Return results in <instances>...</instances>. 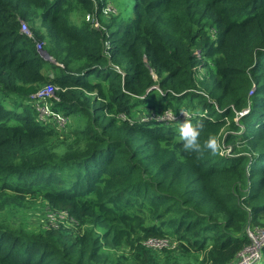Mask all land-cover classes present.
I'll use <instances>...</instances> for the list:
<instances>
[{"label": "trees", "instance_id": "obj_1", "mask_svg": "<svg viewBox=\"0 0 264 264\" xmlns=\"http://www.w3.org/2000/svg\"><path fill=\"white\" fill-rule=\"evenodd\" d=\"M108 2L0 0V264H233L264 230V0Z\"/></svg>", "mask_w": 264, "mask_h": 264}, {"label": "rangeland", "instance_id": "obj_2", "mask_svg": "<svg viewBox=\"0 0 264 264\" xmlns=\"http://www.w3.org/2000/svg\"><path fill=\"white\" fill-rule=\"evenodd\" d=\"M126 1L127 0H119V1H117V0H109L108 4L106 5V11L109 12L110 10L114 9L118 13V10L120 11V9L122 8L120 6V4L125 3ZM70 17L73 18V15H70ZM85 21L88 22V23H94L92 20H90L88 18H85ZM72 23L73 24L75 23L76 25H78L77 21H75V22L72 21ZM95 24L98 25L97 27H100V23L97 24L95 22ZM37 49H38V47H37ZM38 50L39 51H43L42 48L38 49ZM52 61H54V59H52ZM42 65H44L45 67L48 66V64L46 62H42ZM37 111L39 112L38 115L42 119H47L49 117V115H52V119L54 120V122L56 123V125L58 126L59 129L64 127V126L67 127V125L71 123V121L68 119V117L63 115V114L61 116H57V115L51 114V112L46 108L45 104H41L40 106L37 105ZM147 113L148 114H145V117L143 118L144 121L151 120L153 117L157 121L166 120V122H168L169 120H175L176 119V117L174 115L172 116L171 114L164 113L163 115L160 116V115H157L152 110H149V112H147ZM181 114L184 115V116L187 115L186 112H184V114L183 113H181ZM67 128H70V125H68ZM225 151H226L225 153H230L231 148L227 147ZM44 213L45 212H43L41 210L40 206H36V207L32 208L30 210V212H28L27 214H23L21 216V218L27 216L28 225L30 227H32V226L36 227L38 224L45 223L47 221V218L49 219V213H45V214ZM50 218H51V221H53L55 217L53 215H50ZM14 221L18 222V224L20 223L16 218L14 219ZM261 234H262L261 236L264 238V232L261 233ZM249 236L251 238V241H252V238L256 237L255 235H253V237H252L250 234H249Z\"/></svg>", "mask_w": 264, "mask_h": 264}, {"label": "built area", "instance_id": "obj_3", "mask_svg": "<svg viewBox=\"0 0 264 264\" xmlns=\"http://www.w3.org/2000/svg\"><path fill=\"white\" fill-rule=\"evenodd\" d=\"M110 12H115V10H110L109 12L106 11L105 9V13L109 14ZM88 19L92 20L94 23H92V27L99 29L100 27H97L98 25L95 24V22L98 24L100 23L98 19H94L93 17H91V15L87 16ZM95 24V25H94ZM22 32L28 36L31 37V33L29 31V28L27 27V25L23 24L22 26ZM107 47L109 48V45L106 44ZM38 49L42 48V44H37ZM58 88H56L53 85H48L43 87L42 89H40L35 95L34 97L36 98L37 101V105L40 106L41 104H45V101L54 96V92L55 90H57ZM166 114H171L169 112H167ZM173 116V114H171ZM249 234L253 237V235H255V238H252L251 243L249 244V246H247L240 254L239 259L233 263V264H258L261 260L262 257V248L264 247V238L261 236L264 232V230H260L257 231L256 233H253L252 231L248 230ZM150 245H154V246H165L167 245L166 241H149Z\"/></svg>", "mask_w": 264, "mask_h": 264}, {"label": "clouds", "instance_id": "obj_4", "mask_svg": "<svg viewBox=\"0 0 264 264\" xmlns=\"http://www.w3.org/2000/svg\"><path fill=\"white\" fill-rule=\"evenodd\" d=\"M181 113L184 114L182 111ZM200 131L198 127H194L190 122H184L180 127V137L184 141L183 147L186 150L198 151L201 148V144L198 142ZM205 147L211 149L212 152H216L218 148L217 139L211 136L205 142Z\"/></svg>", "mask_w": 264, "mask_h": 264}, {"label": "water", "instance_id": "obj_5", "mask_svg": "<svg viewBox=\"0 0 264 264\" xmlns=\"http://www.w3.org/2000/svg\"><path fill=\"white\" fill-rule=\"evenodd\" d=\"M41 56L45 59V60H51L50 56L48 55V53L46 51L41 52ZM53 63H55L54 61H52ZM51 77H53V75H50Z\"/></svg>", "mask_w": 264, "mask_h": 264}, {"label": "bare ground", "instance_id": "obj_6", "mask_svg": "<svg viewBox=\"0 0 264 264\" xmlns=\"http://www.w3.org/2000/svg\"><path fill=\"white\" fill-rule=\"evenodd\" d=\"M90 78V77H89ZM85 80V79H84ZM195 96V95H194ZM194 98V97H193ZM236 162V161H235ZM232 163V162H231ZM6 184V183H5ZM68 229V228H67Z\"/></svg>", "mask_w": 264, "mask_h": 264}]
</instances>
